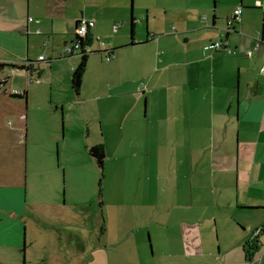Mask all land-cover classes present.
<instances>
[{
	"label": "rangeland",
	"instance_id": "obj_1",
	"mask_svg": "<svg viewBox=\"0 0 264 264\" xmlns=\"http://www.w3.org/2000/svg\"><path fill=\"white\" fill-rule=\"evenodd\" d=\"M165 1L175 11L189 9L200 18V25H211L215 16L216 28L210 31L215 36L213 40L226 41L228 34L229 45L238 46V51H244L247 57V51L253 52L259 43L264 25V0ZM157 2L134 0L133 17L138 19L141 8ZM237 8L242 9V22L228 31V21ZM99 27L111 33L101 37L100 42L113 43V31L102 24ZM140 31H149L146 20L134 26V40ZM172 32L181 37L179 29ZM129 33L130 18L128 36ZM92 48L99 49L98 42ZM41 54L52 56L47 49ZM100 57L94 54L89 57L84 97L92 94V73L98 65L95 60ZM50 60L51 72L45 63L40 64L41 71L57 81L61 77L58 70L66 72L70 62H79V57L59 62L54 57ZM39 61L40 58L36 60ZM57 85L64 89L62 81H57ZM134 98H107L93 103L87 100L78 108L67 104V118L61 110L55 112L58 131L48 140L41 134H33L32 130L40 125L49 127L50 120L35 118L34 124L31 122L30 127L27 124L22 143V170L26 173L24 200L26 195L27 204L32 206L36 202L38 208L33 211L27 207L30 213L20 226L21 219L13 216L20 217L22 205L7 203V200L0 203L5 206L0 211L6 216L14 212L4 223L5 228L21 227L19 247H15L14 237L8 236L7 231L4 246L0 247V264H248L243 246L252 241L258 228H254L256 215L241 207L238 210L236 187L228 182V177L224 180L221 173L233 162L234 180L237 140L227 147L232 157L219 152L220 141L216 140L215 150L189 156L188 166L180 164L175 168V156L169 146L164 145L156 153L155 136L148 137L146 128L137 124L133 134L128 130L123 132L122 122L129 114L127 105L130 108ZM141 110L144 115L145 99ZM40 114L45 115L43 111ZM101 116L103 122L114 120L115 125L110 128L105 123L104 130ZM16 123L14 116H0V129L12 130L17 127ZM203 142L206 144L209 140H194L197 152ZM103 144L108 146V152L101 169L89 150ZM211 147L214 148L213 140ZM240 191L246 192L245 188ZM146 199L148 208L142 204ZM183 235L186 248L182 244ZM261 237V240L257 238L262 245L257 256L260 258L253 259V264L264 263L261 261L264 235Z\"/></svg>",
	"mask_w": 264,
	"mask_h": 264
},
{
	"label": "crops",
	"instance_id": "obj_2",
	"mask_svg": "<svg viewBox=\"0 0 264 264\" xmlns=\"http://www.w3.org/2000/svg\"><path fill=\"white\" fill-rule=\"evenodd\" d=\"M81 18L95 23L89 32L92 41L88 49L101 56L95 60L98 65L92 73L93 90L91 95L88 94L91 97H84V85L79 95L71 88L72 72L79 65L80 57L79 62H70V69L66 72L58 70L61 77L58 76L57 81H62L63 90L53 76L43 75L40 66L45 63L50 67L51 57L55 62L77 57H66L63 48L72 42L76 24ZM133 19L131 0H0V65L6 66L0 73V84L3 80L6 83L5 86L0 85V116H14L17 121V127L12 130L0 129V203L7 200V203L22 205L19 206L20 217L13 216L21 219L20 226L26 220L25 215L30 213L27 207H32L33 211L38 208L36 202L32 206L27 204L26 195L24 200L26 173L22 170V143L27 124L30 127L35 118L50 120L52 125L49 127L36 125L37 129L32 130L33 134H41L48 140L58 131L55 112L61 110L67 118V104L78 108L87 100L93 103L107 98L134 96L130 108L127 105L129 114L122 122L125 125L123 132L128 130L133 134L137 124L144 130L146 128L148 137L155 136L153 148L156 153L164 145L169 146V151L175 156V168L180 164L188 166L189 156L205 155L208 150H215L216 140L220 141L219 152L232 157L227 147L231 141L237 140L234 180L233 162L221 173L223 179L228 177V182L236 187L238 210L241 207V210L256 215L254 228H258L252 240L260 239L264 235V75L261 73L264 43L257 52L247 51L248 57L244 51H238V46L230 45L234 54L206 52L205 47L215 42L210 31L216 28V17L213 16L211 25H200V18L191 14L189 9L175 11L165 0L140 9L134 26L146 20L149 31H140L135 40L131 37ZM100 24L108 26L115 34L113 43H107L104 48H101L100 38L111 36V33L101 29ZM114 26H119L116 32ZM178 29L181 37L172 32ZM261 33L264 39V25ZM95 42L99 44L96 51L92 48ZM43 49L52 56L44 57L41 54ZM113 49V60L109 64L104 63L105 54L99 52ZM42 56L45 60L36 62ZM28 61L34 63L33 68H38L40 74L32 68L28 70ZM52 69L53 65L50 72ZM31 78L40 82L31 83ZM11 86H14L13 90ZM15 90L24 91L25 99L13 96ZM144 99L146 110L143 115L141 105ZM41 111L45 115L40 114ZM103 120L102 117L104 130L105 123L110 128L115 125L114 120ZM164 137L165 140H160ZM196 138L209 140L202 143L198 152L194 147ZM212 140L214 148L211 147ZM103 149L107 154L106 144H103ZM180 155L186 157L181 159ZM241 188L246 192H241ZM142 204L148 208L147 199ZM2 207L5 208L0 204V209ZM12 215L14 212L6 216L0 211V247L4 246L7 231L8 236L13 235L15 247H19L21 227L9 230L4 225ZM182 244L186 248L185 235ZM258 255L256 253L253 259H259ZM261 261L264 262V252Z\"/></svg>",
	"mask_w": 264,
	"mask_h": 264
},
{
	"label": "built area",
	"instance_id": "obj_3",
	"mask_svg": "<svg viewBox=\"0 0 264 264\" xmlns=\"http://www.w3.org/2000/svg\"><path fill=\"white\" fill-rule=\"evenodd\" d=\"M242 9L237 8L233 14V17L231 20L228 21V31L231 30L232 27H235L237 24L242 22ZM95 27V23L93 21H88L84 18H81L78 20L76 24L75 31L73 33V40L70 44L66 45L64 48V52L67 56H76V55H82V54H91L93 53L88 49L90 43L88 42L89 38V32ZM119 26H114V31L116 32L118 30ZM101 48H104L107 45V42H101L100 43ZM261 42L259 40V43L254 46L253 52H257L260 49ZM110 51V50H109ZM205 51H224L227 54H234L235 51H233L231 48H229L228 41L220 40L218 42L212 43L205 47ZM105 53V60L111 61L114 58V55L109 53L108 51H103ZM45 58L42 56L40 57V61H44ZM262 75H264V64L261 69ZM3 82H5L3 80ZM31 83L33 82H40L39 79L31 78ZM24 91L21 90H15L12 94L13 96L17 97H23Z\"/></svg>",
	"mask_w": 264,
	"mask_h": 264
},
{
	"label": "trees",
	"instance_id": "obj_4",
	"mask_svg": "<svg viewBox=\"0 0 264 264\" xmlns=\"http://www.w3.org/2000/svg\"><path fill=\"white\" fill-rule=\"evenodd\" d=\"M134 21L135 19H133V26H134ZM235 28V27H234ZM263 33H261L262 35ZM260 35V41L261 43H264V39L261 37ZM228 36V34H227ZM227 40V39H226ZM91 38H88V42L91 44ZM228 41V40H227ZM109 53L114 55L115 50H110L108 51ZM100 54H105L106 52H99ZM91 54H82V55H76L78 57L81 58V61L79 63V65L73 70L72 72V76H71V88L72 90L75 92L76 95H79L81 90H82V85H83V81H84V77L86 74V70L88 67V59L89 56L92 55ZM74 57V56H73ZM42 62V61H41ZM28 70H31V68L33 69V71L35 73L40 74V70L38 68H33L34 63L31 61H28ZM5 65H0V73L1 71L5 68ZM0 85H6L5 82H2ZM26 97V93H24L23 97H18V98H24ZM90 156L95 159L97 165L103 169L104 164H105V159H106V154L105 151L103 149V147L101 146H96V147H92L89 150ZM258 239H254L251 242H247V244L244 245V253L246 256V259L248 260V262H251L254 255L256 253L259 252L260 247L262 246L260 241H257Z\"/></svg>",
	"mask_w": 264,
	"mask_h": 264
},
{
	"label": "water",
	"instance_id": "obj_5",
	"mask_svg": "<svg viewBox=\"0 0 264 264\" xmlns=\"http://www.w3.org/2000/svg\"><path fill=\"white\" fill-rule=\"evenodd\" d=\"M131 17L133 18V0H131ZM132 36H133V31H132V28H131V37ZM262 38H263V35H262Z\"/></svg>",
	"mask_w": 264,
	"mask_h": 264
}]
</instances>
